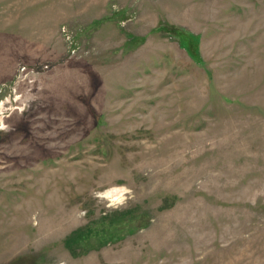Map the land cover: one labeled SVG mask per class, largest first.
Here are the masks:
<instances>
[{"label": "rangeland", "instance_id": "rangeland-1", "mask_svg": "<svg viewBox=\"0 0 264 264\" xmlns=\"http://www.w3.org/2000/svg\"><path fill=\"white\" fill-rule=\"evenodd\" d=\"M0 264H264V0H0Z\"/></svg>", "mask_w": 264, "mask_h": 264}]
</instances>
